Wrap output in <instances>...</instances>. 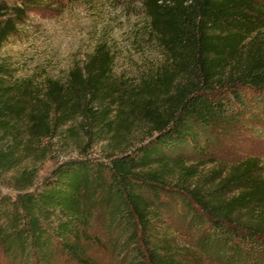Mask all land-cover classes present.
<instances>
[{
  "label": "trees",
  "instance_id": "obj_1",
  "mask_svg": "<svg viewBox=\"0 0 264 264\" xmlns=\"http://www.w3.org/2000/svg\"><path fill=\"white\" fill-rule=\"evenodd\" d=\"M140 1L165 58L132 86L112 75L106 55L65 82L42 83L16 80L0 59V166L32 156L35 143L76 119L86 126L98 118L119 151L66 160L12 193L0 188L3 257L53 264L67 254L86 264L81 244L100 221L125 264H193L170 229L176 206L169 199L179 214L200 219L219 245L264 247L258 160L238 161L225 177L205 180L195 153L214 128L244 116L247 98L234 99L239 92H264V0ZM22 13L21 5L0 2V52ZM84 96L91 106L79 101ZM129 117L145 128L135 142Z\"/></svg>",
  "mask_w": 264,
  "mask_h": 264
},
{
  "label": "rangeland",
  "instance_id": "obj_2",
  "mask_svg": "<svg viewBox=\"0 0 264 264\" xmlns=\"http://www.w3.org/2000/svg\"><path fill=\"white\" fill-rule=\"evenodd\" d=\"M0 2L21 5L23 9L16 33L0 52L2 63L11 68L16 80L65 82L71 71L83 70L95 55L100 58L106 55L112 75L132 86L144 75L154 73L164 61V49L150 29L140 0ZM87 91L88 88L85 93ZM237 96L234 99L247 98L244 116L227 125H218L207 135L209 141L201 146L203 151L195 152L205 180L225 177L238 161L247 159L258 160L255 172L264 177V92L261 95L239 92ZM87 100L88 96L79 99L84 105L88 104ZM92 108L95 113L101 112L95 104ZM129 119V133L134 135L135 142L141 139L145 128L137 119ZM100 126L98 118L86 126L76 119L59 129L56 136L35 143L32 156L12 157L0 166L1 190L12 193L21 185L35 184L66 160L117 154L119 151L105 140ZM167 202L176 206L172 220L168 221L170 229L175 232L178 245L192 253L193 264H264V247L250 250L252 247L242 249L241 245L234 250V242L229 241L219 245V240L209 238L200 219L194 217L192 220L189 214L188 217L186 213L179 214L178 204L170 199ZM81 247L86 264L126 263L118 255L116 241L108 238L100 221L93 223L91 240L83 242ZM0 264L27 263L0 255ZM53 264L81 263L67 254H60Z\"/></svg>",
  "mask_w": 264,
  "mask_h": 264
}]
</instances>
